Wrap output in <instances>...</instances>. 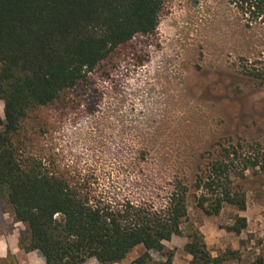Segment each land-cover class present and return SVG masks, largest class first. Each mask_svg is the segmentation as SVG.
Segmentation results:
<instances>
[{
  "label": "rangeland",
  "instance_id": "rangeland-1",
  "mask_svg": "<svg viewBox=\"0 0 264 264\" xmlns=\"http://www.w3.org/2000/svg\"><path fill=\"white\" fill-rule=\"evenodd\" d=\"M238 1L167 0L153 35L119 48L114 62H105L90 75L92 81L68 94V106L43 108L39 119L30 121V127L47 122L48 132L35 138L34 149L60 164L94 171L100 188L110 194L158 193L160 200L168 177L187 176L192 195L184 232L165 243L173 264L191 260L184 249L191 224L204 234L214 256L227 255L220 264L264 257V169L236 180L247 196L245 209L226 204L209 216L193 196L194 174L217 142L233 139L246 150L264 144V82L246 73L264 64V25L244 13ZM137 148L149 149L146 156L157 160L134 168ZM238 217L247 220L240 232L231 229ZM28 236L0 196V240L17 238L23 250L14 253L12 241L3 264H40L36 252L30 255L22 247ZM144 251L139 245L113 264H131ZM162 258L153 252L154 261ZM85 264L100 263L90 258Z\"/></svg>",
  "mask_w": 264,
  "mask_h": 264
},
{
  "label": "trees",
  "instance_id": "trees-1",
  "mask_svg": "<svg viewBox=\"0 0 264 264\" xmlns=\"http://www.w3.org/2000/svg\"><path fill=\"white\" fill-rule=\"evenodd\" d=\"M167 0H0V196H5L17 222L26 225L22 247L38 251L46 264L121 262L135 247L145 251L131 264H173L166 242L184 232L192 187L187 176L173 174L163 196H121L100 188L94 171L60 164L34 149L46 121L30 127L38 112L55 104L68 106V94L118 49L139 36L153 35ZM238 6L264 25V0H239ZM246 73L264 82V64ZM109 77V76H107ZM38 121V120H37ZM38 128V130H34ZM149 149L135 150L134 168L157 159ZM264 169V144L248 150L240 141L224 139L206 152L194 174L193 196L206 215L226 204L245 209L247 196L237 179ZM247 226L238 217L232 230ZM184 249L189 264H220L204 234L187 226ZM153 252L164 258L153 260ZM0 264L3 259L0 255ZM247 264H264L259 256Z\"/></svg>",
  "mask_w": 264,
  "mask_h": 264
},
{
  "label": "crops",
  "instance_id": "crops-1",
  "mask_svg": "<svg viewBox=\"0 0 264 264\" xmlns=\"http://www.w3.org/2000/svg\"><path fill=\"white\" fill-rule=\"evenodd\" d=\"M19 223H22V222H19ZM22 224L25 225L24 223H22ZM16 240L15 239L10 240V239H7V238L0 240V253H1L0 255H1V257L7 256L8 249L9 248L12 249V247H11L13 245L12 244V241L14 243V245H13L14 250L12 249V251L14 253H18L19 254V252L23 251L20 248V246L18 245L19 240L17 238H16ZM35 252L39 255L38 256V259H39L40 264H46L44 257L41 256L38 253V251H36V250L30 251V255L33 254V253H35ZM28 264H35V263L33 261H30Z\"/></svg>",
  "mask_w": 264,
  "mask_h": 264
}]
</instances>
